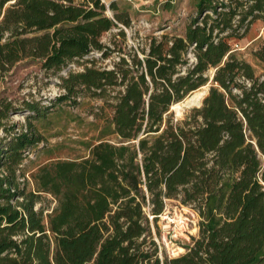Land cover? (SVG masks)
<instances>
[{"label":"trees","instance_id":"obj_1","mask_svg":"<svg viewBox=\"0 0 264 264\" xmlns=\"http://www.w3.org/2000/svg\"><path fill=\"white\" fill-rule=\"evenodd\" d=\"M256 19L264 0H196L181 34L115 48L100 40L112 28L125 39L115 0H0V93L23 61L62 90L45 105L0 95V264H264V38L251 51L259 73L229 42ZM78 95L109 115L86 155L37 165L27 188L21 164L42 138L31 121ZM16 112L25 123L8 124ZM166 199L197 216L176 256L154 239Z\"/></svg>","mask_w":264,"mask_h":264},{"label":"rangeland","instance_id":"obj_2","mask_svg":"<svg viewBox=\"0 0 264 264\" xmlns=\"http://www.w3.org/2000/svg\"><path fill=\"white\" fill-rule=\"evenodd\" d=\"M115 1L118 9L124 10L129 20L127 26L119 25L124 31L125 39L122 41L117 35H113L116 28L103 33L100 38L102 43L111 47L115 45V48L123 45L127 47L135 43L141 45L148 35H159L163 32L181 34L189 17L194 15L196 3V0H170V6L164 8V0ZM104 13L111 16L112 12L105 9ZM263 38L264 22L256 19L247 26L241 38L229 41L237 56L250 63L256 73L260 72V66L253 59L251 51ZM114 54L113 52L110 57L99 59V53L92 51L89 56L94 57L97 64L109 66ZM189 59H192L191 56ZM68 68L79 67L71 63ZM56 83L55 78L45 76L36 62L23 61L16 64L6 75L0 95L16 105L24 99L36 100L45 105L62 92ZM207 87L208 85L205 84L188 93L179 101L178 111L171 106L170 111L174 117L180 118L189 108L197 106V103L199 105ZM194 91L200 92L199 101L186 105ZM101 106L102 102L99 99L78 95L76 103H57L44 117L31 121L42 138L35 147L27 149L21 164L27 188L32 187L29 173L37 165L55 159H73L87 154V144L95 140L102 123V116L109 115V110ZM7 123H25L24 113L16 112L8 115ZM44 197L43 204H48L49 208L53 207L54 202L50 197L48 195ZM196 222L197 216L187 207L175 199H166L164 209L157 220L158 232L154 234L160 250L168 256L182 253V246L189 242L190 236L196 235Z\"/></svg>","mask_w":264,"mask_h":264},{"label":"bare ground","instance_id":"obj_3","mask_svg":"<svg viewBox=\"0 0 264 264\" xmlns=\"http://www.w3.org/2000/svg\"><path fill=\"white\" fill-rule=\"evenodd\" d=\"M199 97H200V92L199 91H194L193 94H191V97H189V99L187 100L186 105L187 104H192V103H195V102L199 101L198 100ZM179 106H180V103L177 102V103H175V104L172 105V109H175L176 111H178Z\"/></svg>","mask_w":264,"mask_h":264},{"label":"water","instance_id":"obj_4","mask_svg":"<svg viewBox=\"0 0 264 264\" xmlns=\"http://www.w3.org/2000/svg\"><path fill=\"white\" fill-rule=\"evenodd\" d=\"M206 93V92H205ZM205 93L203 94V96L205 95ZM203 96H202V98H203ZM197 106H198V104H196Z\"/></svg>","mask_w":264,"mask_h":264},{"label":"built area","instance_id":"obj_5","mask_svg":"<svg viewBox=\"0 0 264 264\" xmlns=\"http://www.w3.org/2000/svg\"><path fill=\"white\" fill-rule=\"evenodd\" d=\"M103 1V0H102ZM151 216H149V218H150Z\"/></svg>","mask_w":264,"mask_h":264}]
</instances>
